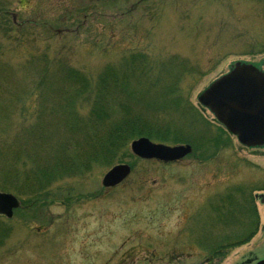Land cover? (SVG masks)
<instances>
[{
    "label": "rangeland",
    "instance_id": "obj_1",
    "mask_svg": "<svg viewBox=\"0 0 264 264\" xmlns=\"http://www.w3.org/2000/svg\"><path fill=\"white\" fill-rule=\"evenodd\" d=\"M18 3L14 1L8 11L16 21L38 7L28 0ZM98 4L99 12L85 28L89 31L82 32L85 43H77V50L67 53L72 64L95 76L107 63L134 51L154 62L178 57L194 70L181 88L211 124L212 141L170 163L139 160L130 144L129 156L117 164L132 170L122 183L103 187L104 176L117 165L95 168L81 178L57 183L54 202L41 212L27 210L15 195L21 211L2 221L10 233L0 245V264L264 260V145L242 144L199 101L235 63L253 65L264 73V0H103ZM95 41L102 45L94 49ZM103 47L108 48L105 54ZM23 50L22 56L27 55ZM239 186L261 188L254 192L258 231L248 243L209 258L200 242L225 233L218 220V200Z\"/></svg>",
    "mask_w": 264,
    "mask_h": 264
},
{
    "label": "trees",
    "instance_id": "obj_2",
    "mask_svg": "<svg viewBox=\"0 0 264 264\" xmlns=\"http://www.w3.org/2000/svg\"><path fill=\"white\" fill-rule=\"evenodd\" d=\"M14 1L20 5V0H0L1 193H12L27 210L41 212L54 202L57 183L122 163L137 139L190 145L196 152L210 145L211 124L181 88L194 70L178 57L154 62L134 51L95 76L72 64L67 53L85 43L82 32L89 31L85 28L103 0H28L38 7L17 21L8 12ZM100 45L93 43L94 49ZM258 190L239 186L218 200L225 233L201 240L209 258L255 236ZM4 217L0 245L10 233Z\"/></svg>",
    "mask_w": 264,
    "mask_h": 264
},
{
    "label": "water",
    "instance_id": "obj_3",
    "mask_svg": "<svg viewBox=\"0 0 264 264\" xmlns=\"http://www.w3.org/2000/svg\"><path fill=\"white\" fill-rule=\"evenodd\" d=\"M221 99L227 102L228 107L236 103L237 107L231 110L237 113L240 118L244 116L250 122H258L259 118L264 119V73L253 65L235 63L229 74L214 82L200 96L199 101L208 107L220 122L232 131L231 128L234 123L229 119H224V114H218L216 107H214ZM252 126L246 124L244 127L252 128ZM240 142L253 147L263 146L264 134L255 141L241 137ZM131 151L140 159L170 163L185 158L193 150L190 145L168 146L154 143L148 138H140L131 143ZM131 172V167L127 164L114 166L104 176L103 187L111 188L119 185L130 176ZM19 207L20 202L14 195L0 193V215L10 219L14 215V210ZM258 264H264V261Z\"/></svg>",
    "mask_w": 264,
    "mask_h": 264
},
{
    "label": "flooded vegetation",
    "instance_id": "obj_4",
    "mask_svg": "<svg viewBox=\"0 0 264 264\" xmlns=\"http://www.w3.org/2000/svg\"><path fill=\"white\" fill-rule=\"evenodd\" d=\"M226 103L227 102L221 99L219 103L216 104L214 107H216L217 109L216 111L218 114H224V119H229L230 121L234 123V126L232 127L233 129L231 128L232 131L226 128L228 130V133H231L233 136H236L239 139V141L241 137H246L250 141H255V140H258V138H260L262 134H264V119L259 118L258 122L257 121L250 122L244 116L240 118L237 113L231 110V109H235L237 107V104L233 103L231 104L230 107H228ZM238 111H241V110H238ZM244 124L245 125L249 124L253 126L252 128L250 127L245 128ZM261 261H264V260L254 261L252 259H247L241 264H258Z\"/></svg>",
    "mask_w": 264,
    "mask_h": 264
}]
</instances>
